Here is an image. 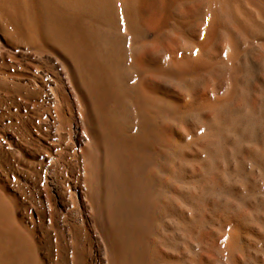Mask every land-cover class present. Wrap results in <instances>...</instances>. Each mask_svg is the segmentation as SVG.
<instances>
[{
	"label": "rangeland",
	"instance_id": "1",
	"mask_svg": "<svg viewBox=\"0 0 264 264\" xmlns=\"http://www.w3.org/2000/svg\"><path fill=\"white\" fill-rule=\"evenodd\" d=\"M52 1L48 0L51 8L55 7ZM59 3L68 9L77 4V9H84L77 24L82 20L85 40L77 39L72 46L77 57L63 42L69 37L65 31H72L68 19L62 20L66 26L63 37L57 38L53 28L60 30L62 23L50 24V34L28 20L13 23L11 10L0 0V205L25 241L21 256L11 262L0 260V264L108 263L104 250L107 221L87 172V135L90 132L100 139L105 135L99 131L98 115L90 105L85 83V70L94 67L108 78L110 102L104 110L108 117L103 120L118 140L124 141L123 147L134 162L131 170L127 164L123 167L134 178L130 192L116 191L111 184L115 176L109 154L120 150L113 147L115 141L103 144V192L112 204L117 201L112 207L117 210L112 209L114 217L119 213V222L132 218L134 224L142 201L149 222L143 224L138 219L135 226L139 223L137 230L148 229L141 232L146 238L143 242L151 244H147L150 256L161 260L157 264H217L228 231L237 222L235 208L222 202L240 189L238 143L236 137L230 140L226 161L216 159L210 169L206 150L211 147L198 134L213 120L214 110L224 112V124L246 112L248 117L252 115L245 118L238 134L250 138L255 117L250 107L259 105L264 113V55L255 48L241 53L236 61L243 70L238 78L241 91L230 101L234 105L229 101L224 104L220 64L214 77L203 76L186 87L167 75L180 61L195 57L192 44L203 39L210 7L205 1L175 0L163 24L155 17H142L141 31L136 28L133 39L122 25L121 13L129 0ZM206 56L220 63L227 56L222 40L208 48ZM172 107L179 110L178 119L168 117ZM139 123L144 125L141 138L136 137ZM257 139L258 147L264 149V130ZM244 143L245 154L251 155L249 143ZM142 187L149 192L139 197L136 189ZM254 205L264 222V205ZM131 211L136 212L132 215ZM245 238L246 249L264 244V236Z\"/></svg>",
	"mask_w": 264,
	"mask_h": 264
},
{
	"label": "bare ground",
	"instance_id": "2",
	"mask_svg": "<svg viewBox=\"0 0 264 264\" xmlns=\"http://www.w3.org/2000/svg\"><path fill=\"white\" fill-rule=\"evenodd\" d=\"M69 1L70 0H68V2ZM203 1H205L206 4L208 3V6L210 7L208 8V15L206 17L205 26L202 31L203 39L199 43L192 44L193 48L196 51V55L192 59H184L180 61L178 67L171 68L167 71V75L172 81L186 87L203 76L214 77V75L217 73L216 66L220 64L222 72L219 76L225 81V89L221 100L223 103H228V101L230 102L233 99L235 100L234 97L237 96L239 91H241L238 87V78L242 75L243 70H241L238 63L236 64V61L240 57L241 53L247 51L248 49L255 48L261 53V55H264V0ZM2 2L6 9L11 10L10 19L13 21V23H16L20 20H24L27 23L28 20L33 24H39V29L41 28L43 29L44 33L49 34L51 32L50 24L53 27V24L56 23V21L62 23L60 30H55V28H53V33L57 34V38H60V36L63 37V29H65L66 26L63 23L64 21L62 20L68 19L71 23L72 27H70L72 28V31L68 32L69 29L65 31L67 36L69 37H67V39H63V42L66 46H70L71 50L74 41L77 42V39H80L81 41L82 39H84L83 33L81 31L82 20L77 24V21L80 20L84 15V9H77L76 7L78 6V4L76 7H73L75 9H68L66 7H63L64 5L61 6L59 0H53L52 2L55 3V7H53L55 9H53L49 7L48 0H2ZM174 3L175 0H129L128 6L124 8L121 13L123 17L122 25H124V27L127 29L129 38H134V33L138 32L136 31V28H138L139 32L141 31L140 19L142 17L151 18L153 20L157 18L160 24L165 23V20L170 14V7H173L172 5ZM235 13L237 16L235 15ZM87 14L88 13L86 12L85 17ZM77 33L78 36H81V38L76 36ZM238 37H240V40L237 39ZM249 37L252 39L253 37L256 38V41L259 38V41L254 43V39L251 41V39H248ZM218 39L222 40V45H224L225 49L227 50V56L222 59L220 63L212 62L206 56L207 49L218 42ZM240 43L241 45H243L242 48H240ZM71 50L69 51L74 56L75 52L73 53V50ZM78 55L76 53L75 57H77ZM99 70L101 71V69L98 67L85 70L87 76L85 79V83L87 85L86 89L88 90L87 92L89 93L91 101L90 105H92L94 112H96L98 115L97 118L99 121H97L98 124H96L99 127V131L101 130L102 132H104L103 134H105L101 136V139L97 138L96 135L94 136L90 132L89 135H87V140H89L90 142V149L88 150L89 170L87 172L93 189L99 194L98 196L100 199L101 214L107 221L106 236L108 237V242L105 245L104 249L108 261L107 264H155L154 262H156L157 264L159 260L156 261V259L158 258L155 257L156 254L154 255L155 258H152L153 255L152 257L150 256L149 245L151 244H145L143 242L146 238H142V233L145 234V231H147L148 229L145 230V226V231L140 230L141 225L139 223V230H137L138 224L137 226H135L137 221L139 222V220H141L143 224L144 222L148 221V214L143 210V207L146 206V203H143L142 201L138 202L139 204H142L137 207L138 210H140L138 212L139 214L137 213L138 216L134 215L137 217L128 215L130 217H133V219L136 218V222L134 221V224L133 222H131L132 218H130V222L124 223V220V222L121 223V221L119 222L117 220L119 218V213L117 214L118 218H115L114 212L117 210L115 208H112L114 206L113 204H115L117 201L114 199L116 202L114 201L115 203L113 202L112 204V201H110L111 199L104 196V164L100 159L103 144L105 143V145H107L108 141V143L111 145L115 141V143H113V147L120 150L117 152L112 151L113 153H110L108 151L110 153L109 165L112 169V174L115 176V179L112 180L111 184L113 183V188H115L116 191L120 192V189H123L124 192L126 191L125 193L130 192V186L134 183V178L131 177L127 169L125 171L123 167L125 164H127L128 168L130 167L131 170L134 167V162L129 159V153L123 147L124 141H119L118 137L114 134V131L109 129V123L104 122L105 119L103 120L104 116L108 117V114H106L104 110L110 102V96L107 91L108 78H106L107 76L102 77L99 73ZM231 104L234 105L233 102ZM212 106L214 107V105ZM169 110L170 111L168 113V117L171 119H178V115H180L179 110L173 107ZM214 111L215 112L212 111V113H215L214 116H212L213 120L210 119L212 121H210L208 125H205L200 134H198L199 138H201L203 142L207 143L211 147H208L206 150V162H211V164L209 165L210 169H213L215 167L216 159L225 162L227 158L226 145L230 140L236 137V141L238 143L236 149L238 160L237 168H235L237 169L239 181L238 184L240 186L238 194L234 196L230 195L229 197L231 198H229L227 195L230 200L227 199V201L225 202L221 201L223 204H226L227 202L231 204L233 208H235L232 209L235 212L237 222L234 227H232L231 229L228 228L229 231L227 240H225V243L223 244V249L220 253V259H218L217 264H241L242 262H247V264H260L261 258L263 259L261 264H264V244H257L254 247L247 249L244 246V239H246V236L251 237V240H256L257 236H264V222H261L262 220L260 218L262 216H260V213H258L254 208L255 203L264 205V149L258 147L257 139L258 134H260L261 131L264 130L263 108L259 105L250 107V111L254 114L253 116L255 117L254 121L251 120L252 123L250 128L252 127V131L248 129L250 130V132H252L248 140L245 139V136L243 134L239 135L240 129L243 128L244 120L246 117H248V113L244 111L245 113H241V115L239 116H233V118L228 123L224 124L221 115L224 112L221 113V111ZM246 124H248V122ZM143 127V123L138 124L136 137H142ZM157 133L160 136V132L158 131ZM246 141L249 143L248 148L253 152L248 156L245 154L246 148L244 147V142ZM110 178H112V175ZM131 181H133V183ZM106 184H108V182ZM146 189L148 188L142 187L138 190L136 189L137 196H144L146 192H149V190L146 191ZM224 199H226V196L224 197ZM1 205L0 260L11 262L12 260L22 255V252L25 249V241L23 239V236H21L17 232V230L13 228V226H11L7 216L3 214L4 207L2 208ZM116 206L117 205H115V207ZM112 209L115 211L113 212ZM121 210L122 209H120V212ZM133 211H131L130 213L132 214ZM135 212L133 213L135 214ZM123 214L125 215V213ZM126 214L129 213L126 212ZM126 218L128 217H125L124 219ZM256 229L258 230V234L254 233ZM259 232L261 235H259ZM253 234L257 236L255 237ZM146 242L149 241L147 240ZM248 246L249 244L247 245V247ZM249 252L253 253L254 255H252L251 257V253L249 254Z\"/></svg>",
	"mask_w": 264,
	"mask_h": 264
}]
</instances>
